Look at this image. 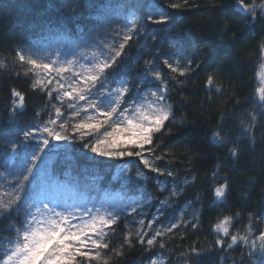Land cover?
I'll use <instances>...</instances> for the list:
<instances>
[{
    "label": "trees",
    "instance_id": "16d2710c",
    "mask_svg": "<svg viewBox=\"0 0 264 264\" xmlns=\"http://www.w3.org/2000/svg\"><path fill=\"white\" fill-rule=\"evenodd\" d=\"M87 51L104 68L83 111L28 56ZM262 66L264 0H0V264L48 188L93 220L43 260L264 264ZM155 103L157 127L132 135Z\"/></svg>",
    "mask_w": 264,
    "mask_h": 264
},
{
    "label": "rangeland",
    "instance_id": "374dc122",
    "mask_svg": "<svg viewBox=\"0 0 264 264\" xmlns=\"http://www.w3.org/2000/svg\"><path fill=\"white\" fill-rule=\"evenodd\" d=\"M28 57L32 58L35 67L41 71L39 83H57L56 90L60 98L70 101V106H74L76 110H87L84 93L89 83L101 76L104 68L96 52L87 51L68 58L58 52H36ZM257 79L260 84L258 98L264 101V66L258 70ZM162 107L161 103H155V106L145 105L141 108L139 114L131 119L129 132L145 139L147 133L154 130L161 121ZM101 109L100 105L93 106L88 116L99 118L102 115ZM44 132V129L37 132V140L44 148L53 147L55 141L48 133L44 136ZM49 189H43L34 199L27 227L18 245L9 252L6 264H34L39 259H42L39 264H55L60 256L58 252H53L43 260V250L54 237L63 248V245L70 244L71 241L81 245L86 242L82 234L93 220L88 209H83L76 199H69L61 190L55 189L52 192ZM258 241L264 246V228ZM151 264H159V261L155 260Z\"/></svg>",
    "mask_w": 264,
    "mask_h": 264
}]
</instances>
